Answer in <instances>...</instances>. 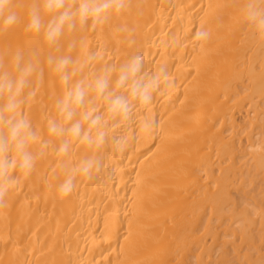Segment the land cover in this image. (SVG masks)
<instances>
[{"label": "bare ground", "instance_id": "6f19581e", "mask_svg": "<svg viewBox=\"0 0 264 264\" xmlns=\"http://www.w3.org/2000/svg\"><path fill=\"white\" fill-rule=\"evenodd\" d=\"M249 2L126 0L104 23L65 29L48 45L25 30L42 0H11L19 20L0 31V71L14 73L20 52L43 75H33L25 94L35 96L22 105L39 137L34 167L12 171L16 183L0 197V264H264V32L247 19ZM92 54L73 82L136 56L146 79L164 71L151 102L132 100L127 120L90 94L105 142L77 141L59 155L62 138L47 123L65 89L48 58L78 66ZM88 160L99 162L90 177L78 170Z\"/></svg>", "mask_w": 264, "mask_h": 264}, {"label": "clouds", "instance_id": "9594fccd", "mask_svg": "<svg viewBox=\"0 0 264 264\" xmlns=\"http://www.w3.org/2000/svg\"><path fill=\"white\" fill-rule=\"evenodd\" d=\"M11 0H0V31H5L17 24L19 17L11 11ZM126 6V0H78L74 7L68 0H42V6H33L28 12L25 30L31 33H43L48 45H55L65 29L71 31L79 24L83 27L89 20L92 26L104 23L111 13L120 12ZM42 16H49L47 24ZM246 17L257 29L264 32V6L260 0H252L246 6ZM202 33H197L199 38ZM70 45L69 47H73ZM96 59L90 55L84 63L76 65L69 56L60 58L49 57L48 64L59 75L60 83L65 91L56 101L55 108L58 119H49L47 130L50 136L62 138L58 149L59 155H66L74 142L99 148L105 142L104 128L107 121L97 113V108L87 100L90 94L105 102L106 111L112 117L123 120L130 118L133 105L132 100H138L141 105L151 102L152 92L159 84L160 73L146 79L142 72L141 57L136 56L129 62L114 69L105 67L102 73L91 81L76 80L73 77L81 71L84 64ZM14 73L0 71V197L16 180L10 173L19 170L27 176L33 169L35 157L29 150L31 145L38 142L39 137L33 129L29 119L22 114V105L26 100L35 96L30 88L31 78L38 73L42 78V70L30 59L25 60L22 53L17 52L12 57ZM113 72L116 73L115 86H111ZM166 79V77H165ZM124 89L127 95L119 94L117 90ZM142 130L148 131L149 124L145 123ZM41 147L46 148L50 141H41ZM118 150H122L123 141H115ZM99 170V162L88 160L78 169L85 176L90 177L92 170ZM73 179L70 176L60 185L59 195L67 197L73 191Z\"/></svg>", "mask_w": 264, "mask_h": 264}]
</instances>
